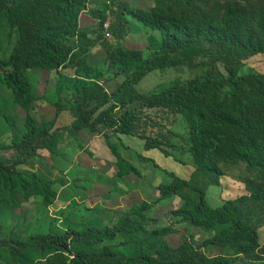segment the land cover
Listing matches in <instances>:
<instances>
[{
  "label": "trees",
  "instance_id": "trees-1",
  "mask_svg": "<svg viewBox=\"0 0 264 264\" xmlns=\"http://www.w3.org/2000/svg\"><path fill=\"white\" fill-rule=\"evenodd\" d=\"M89 1L0 0V43L11 40L0 59V84L11 90L15 105L27 113L26 133L12 146L22 155L0 161V209L18 208V196L25 200L40 197L45 207L57 197L52 181L22 169L39 151L51 155L58 151L61 130L54 129L55 122L38 126L31 117L37 97L27 72L55 70L56 111L67 109L74 115L68 130L138 137L146 150H157L184 165L185 154L179 157L166 150L173 147L174 133L159 131L148 136L145 130L152 117L134 107L181 116L188 143L183 153L194 168L192 178L162 170L170 181L157 186L154 202L179 199V207L168 216L174 224L195 229L203 240L195 244L185 237L178 246H169L162 238L174 229L163 226L148 231L147 224L156 220L147 214L152 206L144 201L117 214L112 226L38 236L36 246L42 257L35 264H264V244L259 237L264 227V73L239 70L246 59L264 54V0H154L151 9L119 3L116 11L113 0L112 6L106 2L92 13L99 19L101 38L108 10L113 14L111 29L124 19L128 25L136 22L148 32H160L162 41L150 58L119 43H104V52L92 55L90 46H84L87 40L91 45L89 33L79 24ZM218 62L224 64L228 77L219 75ZM196 64L205 66L202 75L157 94L126 96L119 106L100 111L150 73ZM60 69L73 71L66 74ZM106 72L125 77L113 94L98 82ZM108 144L123 161L116 146ZM127 165V170L119 169L118 177L139 174ZM232 168L242 170L235 180L244 194L209 206L205 188L217 186L224 169ZM117 237L122 241L115 245ZM120 246H128L132 253L119 252Z\"/></svg>",
  "mask_w": 264,
  "mask_h": 264
},
{
  "label": "rangeland",
  "instance_id": "rangeland-1",
  "mask_svg": "<svg viewBox=\"0 0 264 264\" xmlns=\"http://www.w3.org/2000/svg\"><path fill=\"white\" fill-rule=\"evenodd\" d=\"M114 1V10L118 9L119 3L128 1L133 7L143 9H151L154 4V0ZM101 2L102 4L106 2L108 5L113 4V0H101ZM109 19L112 23L113 14ZM116 24L117 27L111 29L110 37L105 36V42L119 43L130 50H141L145 58L152 57L157 45L162 41L160 32H148L139 28L136 22L128 25L129 23L124 22L123 19L119 25ZM3 36L8 35L3 33ZM10 42L11 40L0 43V59L5 57L4 50L9 47ZM84 46L91 47L92 45L86 43ZM103 52L102 45L94 47L91 51L94 56L101 55ZM196 63H200V60ZM216 65L219 75L228 77L224 64L218 62ZM239 70L240 73H264V54L246 59ZM72 71L71 69L62 70L68 74H72ZM204 71L205 66L196 64L195 67L174 68L166 73H150L137 86L124 90L114 102L101 106L100 111L113 104L119 106L126 96L160 93L172 85L183 84L194 76L202 75ZM31 78L34 79L33 94L37 97L33 102L31 117L38 126L55 122L56 128L61 130L59 136L62 142L61 152L55 157L52 158V155L49 156L45 152L43 156L39 153L38 156L27 159L22 169L52 181L57 197L51 201L50 206L45 207L40 197L25 200L18 196L20 204L18 208L4 206L0 209V244L6 243L0 248V264H35L42 257L40 249L36 246L38 236L63 235L73 230L84 232L95 225L112 226L118 217H116L117 214L129 210L132 206L140 205L144 201L152 206L147 214L151 219L156 220L147 224L148 231L160 229L163 226L172 227L174 232L162 238L171 247L178 246L185 237L192 238L195 244L201 243L203 236L199 232L180 224H174L168 216L171 211L179 207V199L154 202L158 197L157 186L162 183L165 175L162 170L171 171L185 179L192 178L194 168L186 152L183 153L188 143L187 128L181 116L157 109L134 107L144 115L152 117L148 120L149 127L145 130L148 136L158 135L159 131L167 133L171 130L174 133L171 138L173 147L166 148V150L179 157L185 154L184 165L174 162L171 157H166L160 152L151 154L152 151L144 149V144L138 137L106 131L112 134L110 135L112 139L110 137L108 141L112 142L118 152L123 155L121 156L123 161H121L105 142L106 133L104 131L92 132L85 129L75 132L72 129L68 130L74 120V115L67 109L57 113L54 105L58 99L56 94L57 71H44L42 75L37 72L31 75ZM124 80V76H115L107 72L98 78V82L108 94L115 93ZM11 96V90L0 84V161L4 162L16 160L22 155L12 146L19 142L26 133L24 122L27 113L15 105ZM91 105L94 106L96 103ZM118 112L117 109L115 113ZM103 156L105 158H102ZM141 156L151 161H145ZM100 159L104 160L99 163ZM118 161H121L120 164ZM127 164H132L139 174L129 172L122 175L123 177H118L119 169L127 170ZM237 176H242V170L239 168L224 169V176L221 179L225 178L233 185L237 184V187H234L235 192L228 194L230 197L241 193L242 186L235 180ZM95 182L103 187L105 186L103 182L108 183L109 192L102 190L95 194ZM205 189L207 204L211 207L220 205L221 192L224 188L210 186ZM121 241L122 239L117 237L114 244L118 245ZM118 249L127 256L132 253L128 246H120Z\"/></svg>",
  "mask_w": 264,
  "mask_h": 264
},
{
  "label": "crops",
  "instance_id": "crops-1",
  "mask_svg": "<svg viewBox=\"0 0 264 264\" xmlns=\"http://www.w3.org/2000/svg\"><path fill=\"white\" fill-rule=\"evenodd\" d=\"M132 1H135V0H132ZM129 2L130 1H128L126 3L129 4L130 6H132ZM123 3H125V2H123ZM101 6H102L101 0H90L88 2V4H87V9L85 11H83L80 14V17H79V24H80L81 30L89 33L88 39H90V42H91V45H92L91 47H89V49H92V50L94 49V47H96L98 45L101 46L104 43H107V42H105L106 40H104V38H101V34L98 32V30H99V19L94 18L93 15H92V13L95 12V11H97L98 9H100ZM153 6H154V4H153ZM134 8H138V7H134ZM139 28H142V27L139 26ZM142 29H144V28H142ZM86 43H89V40H87L86 42H84V44H86ZM60 70H62V69H60ZM33 71H35V73H33ZM44 71H47V70H42V69H29L27 72H28L29 76L31 77V75L36 74L37 72H40V74L42 75V73ZM66 74H68V73H66ZM69 74H71V73H69ZM57 83H58V81L56 82V85H57ZM32 84H34V79H32ZM71 125L69 127H71ZM54 129H58V128H56V126L54 125ZM104 133H106L105 134V138H106L105 139V142H107V144H108V139H107V136L106 135L107 134L108 135H112V134L107 133V132H104ZM111 139H112V137H111ZM61 142H62V139L59 140V143H58V151H57L56 154H58V153L61 152V149H60ZM142 142L144 144V141L143 140H142ZM148 151H152L151 154L153 152H157V153L159 152L157 150H148ZM43 152H45V153L49 154V156H51V154L48 151H45V150L39 151L38 152V155H39V153H41V155L43 156ZM56 154L54 156L52 155V158L55 157ZM121 156H123V155L121 154ZM102 158H105V157L103 156ZM101 160H104V159L98 160L99 163L101 162ZM52 161H53V159H52ZM116 161H117V159H116ZM150 161H151V159H150ZM104 166H105V164H104ZM169 181H170V179L166 175H164L163 176V179H162V183L166 184V183H169ZM234 182L236 183V181H234ZM65 184H66V182H65ZM103 185H105V186L103 187V186H101L100 183L95 182V184H94V187H96V188H94L95 194L97 193V191L100 192L102 190L104 192H109L110 189L108 187V183L103 182ZM239 185H241V184H239ZM217 187L220 188V189H223L224 188L223 189L224 191L221 192V198H220V202H219L220 204L224 200L234 199V198H236V197L244 194V189H243V187H241V191H240L241 193H239V195L234 196V197H230L228 194H233L235 192L234 187H237V184L233 185V183H230L228 180H225V178L224 179H221L219 181V184L217 185ZM100 199H101V197H100ZM259 237H260L261 244H264V227H262L259 230Z\"/></svg>",
  "mask_w": 264,
  "mask_h": 264
},
{
  "label": "built area",
  "instance_id": "built-area-1",
  "mask_svg": "<svg viewBox=\"0 0 264 264\" xmlns=\"http://www.w3.org/2000/svg\"><path fill=\"white\" fill-rule=\"evenodd\" d=\"M112 6V5H110ZM115 8V6L113 7V9ZM116 11V10H115ZM110 15H112L110 12H108V19L107 21L104 23V31H105V36L106 37H110V28H111V21L109 19Z\"/></svg>",
  "mask_w": 264,
  "mask_h": 264
},
{
  "label": "clouds",
  "instance_id": "clouds-1",
  "mask_svg": "<svg viewBox=\"0 0 264 264\" xmlns=\"http://www.w3.org/2000/svg\"><path fill=\"white\" fill-rule=\"evenodd\" d=\"M108 12H110L112 14V12L110 10L107 11V19H108ZM106 19V21H107ZM112 25V23H111ZM110 33H111V28H110ZM103 38H105V31H104V25H103Z\"/></svg>",
  "mask_w": 264,
  "mask_h": 264
}]
</instances>
